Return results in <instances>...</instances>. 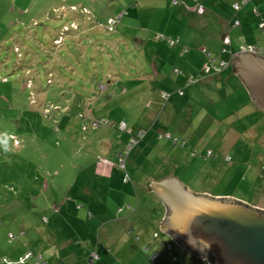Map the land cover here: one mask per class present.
I'll return each instance as SVG.
<instances>
[{"label":"rangeland","instance_id":"374dc122","mask_svg":"<svg viewBox=\"0 0 264 264\" xmlns=\"http://www.w3.org/2000/svg\"><path fill=\"white\" fill-rule=\"evenodd\" d=\"M144 1L0 0V140L8 141L7 151L0 146V264L22 251L20 229L43 217H135V230L141 227L152 240H162L155 222L161 207L148 187L166 175L178 177L194 193L233 194L264 208V139L227 133L242 131L249 112L242 113L246 122L223 121L235 102L237 108L249 102L244 85L243 96L226 89L222 99L194 106V126L188 107L174 113V74L200 75L186 87L202 86L205 66L217 69L226 60L213 33L202 30L213 26L212 12L218 9L193 12L182 24L169 8L173 21L157 20L151 25L155 29L146 31L148 19L139 12ZM220 1L232 13L233 0ZM190 19L195 25L189 29ZM178 24L186 26L181 31L191 41L174 48L166 38L177 37ZM161 25L164 40L157 38ZM150 33L154 39L145 46ZM236 79L233 86L241 87ZM160 91L166 106L157 113L152 103ZM149 117L159 121V133L145 148L146 142L139 143L143 131L129 124L138 127ZM101 121L109 125L94 128ZM122 121L132 132L119 130ZM125 133L129 140L122 148L129 156L122 171L117 142ZM208 150L213 155L204 164L200 154L192 156ZM176 244L173 264H200Z\"/></svg>","mask_w":264,"mask_h":264},{"label":"crops","instance_id":"0c3cea01","mask_svg":"<svg viewBox=\"0 0 264 264\" xmlns=\"http://www.w3.org/2000/svg\"><path fill=\"white\" fill-rule=\"evenodd\" d=\"M176 1L177 4L172 6L173 0H145L143 5H140L141 8L139 9L141 15L144 16L145 19H148V26L144 28V30L149 31V29H155L151 25L157 20L162 23H167L168 21H173V17L174 21L179 20L180 23L184 24V18H190L193 12L199 13L198 9L200 8V6H202L204 10L201 13L202 15L206 13L208 9L210 10V12H212V10L215 11L216 9H218L216 12H212L215 15V17H213V26H202V30L207 29V31L204 32H208V34L213 33V35L210 34V36H213L218 44L222 46V49L225 50L223 56L225 57L226 55L227 57L224 61L229 63V66L225 68L226 70L220 71L219 68H217L218 71L213 70L212 73L209 74H201L200 72H198V74L200 73L201 75H203V79H205H202V86H197L195 83H193L191 85L192 87H186V81L198 77L200 78V75L192 76L189 78H182V74H174V76H176V79L174 81V113H177L180 107H188L191 116V113L194 111V106L197 107V105H200L201 102L202 104L206 105L205 102L211 103L212 101L216 102L219 98L222 99V93L225 92L226 89L227 91L238 90V93L241 95L243 92H245L243 91L244 84L240 77H238V75L234 71L233 63L236 58L235 55L239 54L240 48L237 49L238 45H241L240 47L254 46L264 48V0L248 1L246 4L240 7V10H235L237 14H234L233 7L235 4L239 3L240 0H233V3L231 5L232 13L230 14L224 11V2L220 0ZM178 5L180 7L178 9H175V7H177ZM248 6L250 9H248ZM169 8L171 11H174L173 17L171 15V11V14L168 13ZM122 17H124L123 13H121L120 15V20ZM236 21H238L239 23L237 25H234ZM191 23L188 26L189 29L190 27L195 25L192 21ZM182 24H178L179 30L174 31V34L177 35L176 38H166L170 41H177V44L174 45V48L177 46L185 47L184 45H188L191 41L187 40V38H184L181 29L185 28L186 26H183ZM217 28H219L220 31H217ZM159 29L161 30V35L157 38L164 40L165 37L162 34L166 32H162V25ZM246 34L252 35V38L248 39V41L245 42L240 41ZM147 36H151V38L145 41V46L150 45L152 43V40L154 39V36H152L151 33ZM189 37L191 38L190 35ZM192 38L194 37L192 36ZM226 38L230 39L229 45L225 44ZM183 40H186V42H182ZM207 44L210 45L209 42ZM219 56L223 57L222 54ZM166 70L169 71V69ZM155 75H157V72H155ZM236 78L240 79V82L242 83V85H240L241 87L237 88L233 86V82H237ZM199 85L201 84L199 83ZM223 85L225 89L224 91H220L219 87ZM246 90L248 91L247 88ZM179 92H182L183 96H179ZM162 94L163 92L160 91L155 93L154 95V97H156L154 98V100H158L157 103L152 104L154 106L153 109L157 113L162 111L166 106L161 99ZM237 105V102H235L234 111H230L229 114L225 116V119H223V121L227 119L231 124H237L243 121L246 122L248 120L244 119V116L247 118L248 116H250V119L248 120L249 124H246V127H244L242 131H238L237 128L229 129L227 131L228 134L229 132H231L229 136L234 135V138H236L248 132L253 139H264V111L258 108V106L253 102L251 96L249 97L248 103H245L243 105L239 104V108H237ZM248 112L250 114L242 116V113L244 114ZM145 115L146 112L143 113L144 117ZM160 116H162V114H160ZM150 117L146 120L144 119L141 125L137 124L138 127H136V124L134 122H130L129 124L131 125L133 131L136 129H138L139 132L144 131L145 136H142L143 140H140L139 143L141 144L142 142H146L145 148L149 144L156 141V136L159 133V130L155 129L158 128L157 126L159 121H153ZM253 117H255V120H253ZM190 119V124L194 126L196 121L195 118L193 119L191 116ZM122 123L125 122L122 121ZM125 125L128 129L127 124ZM127 131L130 133L131 130ZM127 133H125L126 135L118 138L117 151H120V155L124 152L123 148L125 149L129 140V136H127ZM197 134L198 133L196 132V135ZM198 154L201 155L202 159L200 157L199 158L203 161V164L206 163V160L208 158H210L207 156V152L205 153L204 151L202 152V154L194 151L192 153V156L198 157ZM160 155H163L161 150ZM115 156L117 158V155ZM96 173L99 174L98 172ZM94 177L96 178V176ZM105 177L103 178L107 179ZM170 177L176 178L181 182V180L174 175H166L163 178L159 177L158 179L151 180L149 183L150 186L148 187L149 192L157 197L159 202L158 204L161 207V213L159 211L155 222L157 231H160L161 233L160 236H164L162 240H152L151 236L147 232H145V230L141 229V227L138 230H135L134 226H132V221L135 217H92L90 213L88 217H43L38 222H36V220H32L33 223L32 221H30L29 224L26 223L24 227L20 229L22 234L19 233L20 235H17V237L18 240L23 237L21 239L23 241L20 240L21 242H19V247L22 248V251L18 252V255H16V259H10V261L12 262V264H17V262H19L23 257H25L26 255H30V258L26 260L24 264H87L89 255L91 253H96V255L98 256V260L95 262V264H173L174 261L178 258L174 255V246L172 245V243L174 244V239L161 229V225L167 215V207L160 200L157 192L152 188V185H154L155 183H158ZM189 189L193 188L189 186ZM197 193L208 194L212 197L237 198L233 194L212 195L206 190H199ZM237 200L241 201L240 198H237ZM253 207L264 209L254 204ZM79 209L82 210L81 207H79ZM29 220L30 219L27 218L25 219V222H29ZM40 222H43L44 226L40 227ZM135 236L139 237L138 241L136 239L135 241L133 240ZM144 245L148 246L147 252H149L150 255L154 253L159 254L158 258L155 261L151 262L148 260L147 256H145V253L142 251L144 249ZM176 245L178 247V250H181L186 258H188L189 260V256L195 258L184 247H181L179 244ZM167 246H171V249H168ZM159 248L162 249L159 250ZM197 260L201 261H199L200 264H208L207 260L204 261L199 258ZM184 262L185 261H183L182 263Z\"/></svg>","mask_w":264,"mask_h":264},{"label":"water","instance_id":"95a60500","mask_svg":"<svg viewBox=\"0 0 264 264\" xmlns=\"http://www.w3.org/2000/svg\"><path fill=\"white\" fill-rule=\"evenodd\" d=\"M235 56L234 71L264 111V58L253 52ZM152 188L167 207L161 229L192 254L208 264H264V209L191 192L173 177Z\"/></svg>","mask_w":264,"mask_h":264},{"label":"built area","instance_id":"2783aa9c","mask_svg":"<svg viewBox=\"0 0 264 264\" xmlns=\"http://www.w3.org/2000/svg\"><path fill=\"white\" fill-rule=\"evenodd\" d=\"M248 1H250V0H242V3H238V4H235L234 5V9L236 10V11H238V10H240V7L242 6V5H244V4H246ZM177 4V1L176 0H173V5H176ZM198 11L199 12H202L203 11V8H202V6H200V8L198 9ZM239 22L238 21H236L235 23H234V25H237ZM170 44H172V46H174L175 44H177V41H171L170 42ZM225 44H227V45H229L230 44V39L229 38H226L225 39ZM203 51H206V50H203ZM243 52H253L254 54H256V55H259V56H261V57H263L264 58V48H261V47H254V46H242V47H240V49H239V54L240 53H243ZM208 56H210V53H208ZM229 66V63L228 62H225V61H222L221 62V64H220V66L219 67H217V68H224V67H228ZM218 71L217 69H216V67H215V65H212V67L211 66H205V68H204V73L203 74H209V73H212V71ZM179 71H176L175 73H178ZM179 74H180V72H179ZM182 93V92H181ZM165 95V94H164ZM101 125H109V123L107 122V121H101V122H99V124L98 123H95L94 124V128H98V127H100ZM122 131H127V128H126V125L123 123L122 125H121V128H120ZM144 131L140 134V137H142V136H144ZM134 142H135V140H134ZM174 142H176L177 143V141L175 140ZM127 150V149H126ZM128 151H125V153L123 152L121 155H120V157H119V162H120V167L121 168H123V169H126V161H127V157L129 156L128 155ZM213 154H212V152L211 151H207V156L209 157V156H212ZM127 174V173H126ZM126 180L128 181L129 180V177L128 176H126ZM125 180V181H126ZM156 235V237L158 236L157 234H155ZM137 241L139 240V238L138 237H136L135 238ZM168 247V249H171V246H167ZM148 251V248H145V251L144 252H147ZM158 256H159V254L158 253H154V254H151L150 255V260L151 261H155L157 258H158ZM30 258V255H26L25 257H23L20 261H19V264H24L25 263V261L26 260H28ZM98 260V256L96 255V253H91L90 255H89V257H88V261H87V264H95V262ZM3 263H6V264H12V262L11 261H8V260H4V261H2Z\"/></svg>","mask_w":264,"mask_h":264},{"label":"trees","instance_id":"16d2710c","mask_svg":"<svg viewBox=\"0 0 264 264\" xmlns=\"http://www.w3.org/2000/svg\"><path fill=\"white\" fill-rule=\"evenodd\" d=\"M239 3H242V0H240ZM237 4H238V3H237ZM172 6H174L173 3H172ZM233 12H234V14L236 13L234 7H233ZM127 13H128V12L125 11V12H123V15H127ZM222 61H224V60H222ZM225 62H226V61H225ZM219 70H222V68H220ZM203 73H204V71L201 72V74H203ZM178 75H181V73L178 74ZM120 169H121L122 171H126V169H123V168H121V167H120ZM128 181H129V180H128ZM193 255L196 256V258H193V257H192V258H193L194 260L198 261V260H197V259H198V258H197L198 255H196V254H193ZM7 259H8V258H7ZM8 261H10V259H8ZM199 261H200V260H199ZM200 262H201V261H200ZM1 264H6V263H3V262H2Z\"/></svg>","mask_w":264,"mask_h":264},{"label":"clouds","instance_id":"9594fccd","mask_svg":"<svg viewBox=\"0 0 264 264\" xmlns=\"http://www.w3.org/2000/svg\"><path fill=\"white\" fill-rule=\"evenodd\" d=\"M7 143H8L7 139L0 140V146H2L5 149V151H7ZM204 261L206 260L204 259Z\"/></svg>","mask_w":264,"mask_h":264},{"label":"flooded vegetation","instance_id":"af4514ba","mask_svg":"<svg viewBox=\"0 0 264 264\" xmlns=\"http://www.w3.org/2000/svg\"><path fill=\"white\" fill-rule=\"evenodd\" d=\"M175 241V240H174ZM176 242V241H175ZM179 244V243H178ZM181 246V245H180ZM181 247H183V246H181ZM187 251H188V249H186ZM189 253H191V251L189 250ZM192 254V253H191ZM199 259H205L206 257L205 256H201V255H198L197 256Z\"/></svg>","mask_w":264,"mask_h":264}]
</instances>
